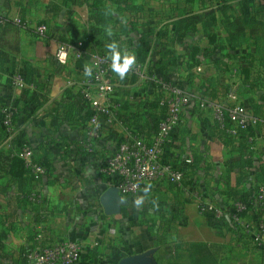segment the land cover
Returning a JSON list of instances; mask_svg holds the SVG:
<instances>
[{
	"label": "crops",
	"instance_id": "0c3cea01",
	"mask_svg": "<svg viewBox=\"0 0 264 264\" xmlns=\"http://www.w3.org/2000/svg\"><path fill=\"white\" fill-rule=\"evenodd\" d=\"M225 1L128 0L119 10L107 3L112 13L106 33L104 28L94 32L93 0L76 5L68 0H0V105L6 104L15 115L0 153L21 156L30 149L33 159L48 168L32 183L38 204H24L17 184L0 175V264H21L24 252L60 241L79 245L76 264H121L148 252L150 264H264V234L255 239V230L242 234L228 227L216 232L193 200L165 181L123 197L126 203L117 215L105 214L100 203L110 187L99 170L126 137L125 128L133 126L147 141L156 133L162 118L156 105L162 96L158 80L181 85L193 98L241 105L260 121L248 153L242 137L230 136L229 141L220 135L210 112L198 113L193 104L164 147V161L183 167L188 181L220 204L229 190L255 193L263 182L264 71L258 61H251L255 48L249 35L229 48L223 15L216 9L234 6L236 0ZM182 9L195 14L214 10L215 21L210 25V18L205 19L196 31L178 38L176 22ZM254 13L257 21H264V0H254ZM16 19L22 24L14 23ZM40 26L46 28L43 36L37 34ZM62 39L82 43L83 57L71 55L68 64L59 67L55 52L64 44ZM112 42L135 57L137 71L124 79L113 72L111 101L120 105L118 119L103 127L101 140L88 154L81 145L80 124L91 111L80 104V84L90 78L84 75L85 67L109 54ZM194 48L196 64L188 69ZM138 52L145 57L142 62ZM233 68L237 77H232ZM14 76L23 79V88L10 85ZM70 106L73 112L68 113ZM139 197L143 204L138 207ZM257 212L251 210L246 218L253 222ZM189 245H202L208 258L197 262Z\"/></svg>",
	"mask_w": 264,
	"mask_h": 264
},
{
	"label": "built area",
	"instance_id": "2783aa9c",
	"mask_svg": "<svg viewBox=\"0 0 264 264\" xmlns=\"http://www.w3.org/2000/svg\"><path fill=\"white\" fill-rule=\"evenodd\" d=\"M14 23L20 24L19 20ZM45 26L37 28V34L43 36ZM82 43L75 48L63 44L57 46L55 61L59 67L68 64L71 55L76 58L83 56ZM111 60L107 57H96L92 63V75L81 82L80 104L90 109L88 117L80 124L82 134V148L91 153L102 138L103 127H111L118 119L119 104L111 101L116 88L113 82L114 71ZM137 71L132 67L128 72ZM232 77H237V68H233ZM12 86L23 88L24 83L20 76L12 77ZM161 93L159 106L166 107L163 119L157 125L152 140L147 141L134 133L133 126L125 128L126 137L119 140L111 155L100 168V173L109 187L118 189L122 197L139 194L146 186L156 181H165L175 190L193 200L201 213L206 214L211 226L215 228L228 227L238 233L248 234L252 230L257 232L255 239L264 234V218L257 216L249 221L244 214L251 210L259 211L264 200V182L259 184L255 193H248L241 200H231L225 203H216L209 200L205 194L195 186L184 187L186 175L183 167H176L162 159L164 147L169 144L175 134L182 127L183 112L191 105L200 111H209L216 125L230 136H237L241 131L255 129L260 121L252 116L244 107L236 105L228 107L198 96L193 98L177 83L158 80ZM13 110L4 108L0 111V127L7 130L11 126ZM253 137L248 138L252 145ZM253 148V145H252ZM26 168L35 180L47 174L46 169L33 159L30 149L21 153ZM187 164L189 160L185 161ZM32 203H39V195L32 193L29 197ZM258 214V212H257ZM224 226H223V225ZM80 256V247L73 241H60L44 250H30L26 254V264H76Z\"/></svg>",
	"mask_w": 264,
	"mask_h": 264
},
{
	"label": "trees",
	"instance_id": "16d2710c",
	"mask_svg": "<svg viewBox=\"0 0 264 264\" xmlns=\"http://www.w3.org/2000/svg\"><path fill=\"white\" fill-rule=\"evenodd\" d=\"M68 1H70L73 5H76L79 0H68ZM93 1L95 2L93 7L95 8L97 7V12L91 17L92 25L95 26L94 32H99L100 29L104 28V31L106 33H107V26L111 18L110 14L112 13V7L107 5V3H109L110 5H115L116 9L119 10L122 8V6H125L126 8V3L128 2V0H93ZM188 1H191V0H188ZM220 2L226 3L225 0H220ZM216 11L223 15L222 23L224 25V29L227 33V36L229 38V46H230L229 48L233 49L238 41H242V39H244L246 35H249V38L253 41V45L255 48V55L253 56V59H251V61H254V59L258 61L264 71V21L260 22L255 19L254 0H236V4L234 6H228V7H225V5L219 6L216 9ZM180 15L182 16L176 22V31H175V34H177L178 38H180L182 36L181 34H184L185 32L196 31L197 24L201 23L205 19L210 18V23H209L210 25L213 24V22L215 21V11L214 10L195 14L193 13L192 9H187V10L182 9L180 10ZM21 24L22 23L20 21L19 25ZM61 41L62 43H64L63 45L66 44V46H69V44L72 45L71 47L73 48L77 46L76 42H71V41H67L64 39H62ZM81 50L83 51L82 48ZM195 54H196V49L194 48L192 49V52L189 56L191 60V64L187 66L188 69L191 67H194V65L196 64ZM107 56H109V54H103V55H100L99 57H107ZM137 57H138V61L140 62H142L145 59V57L142 56L139 52L137 54ZM242 73L244 74L247 80L248 79L247 71L243 70ZM12 81L13 80L11 79L9 82L10 85H12ZM159 99L156 101V105L158 108L161 109L162 111L161 119H163L165 112H166V107L159 106ZM4 108H9V107L6 104L0 105V111ZM67 110H68V113L73 112L72 106L68 107ZM197 111L198 113L202 112L198 109ZM14 118H15V115L13 114L10 127H12V124L14 123ZM6 130H7L6 128L1 129L0 143H2L3 139L7 135ZM215 130H217V132H219L220 135L229 138V141L232 139L230 138V135L226 134L225 131L220 129L217 125L215 126ZM253 131L254 129L250 128L246 131H241L237 134V136L242 137V140L245 142L246 144L245 147L247 146L245 150L248 153H251V151L253 150L252 145L248 142V138L253 137ZM231 137H235V136H231ZM22 144H26V143L23 142ZM247 164H250V163L247 161ZM41 165L46 169V171H48V168L46 167L45 164H41ZM0 175L6 176L7 178L10 179V181H13L14 183L17 184L20 197H21V201L24 204H27V203L34 204L29 200V197L32 195V193H35L36 195H38L37 191H35L32 186V183L36 180L34 176L30 173V171L26 168L25 161L21 156H6L0 153ZM183 186L184 187L193 186V184L188 181V178L186 176L183 181ZM172 187L174 188V186ZM178 193H181V192H178ZM247 194L248 192L240 193L236 189H231L224 196L225 202L236 200V199L241 200L242 198L246 197ZM35 204H38V203H35ZM247 214L248 213L244 214V216ZM263 215H264V200H263V205L261 209L258 211L259 217L264 218ZM169 225L171 226V224L168 223V226ZM215 230L218 233L221 232V228H215ZM191 248L196 251L194 255L196 256L197 262L200 263L201 261L206 260L208 258L209 254L202 245H191V247L189 245L190 251H192ZM26 254H27V251L24 252L22 256L23 257L22 259L24 261L21 264H26Z\"/></svg>",
	"mask_w": 264,
	"mask_h": 264
},
{
	"label": "clouds",
	"instance_id": "9594fccd",
	"mask_svg": "<svg viewBox=\"0 0 264 264\" xmlns=\"http://www.w3.org/2000/svg\"><path fill=\"white\" fill-rule=\"evenodd\" d=\"M109 59L111 60L112 70L118 75L120 79H124L128 73V71L135 64V57L131 54L124 53L121 51L119 44L117 42H112L108 46ZM85 76L92 75V69L85 67L84 70ZM145 193H147L148 189L146 188ZM136 206H141L143 204V197H139L135 200Z\"/></svg>",
	"mask_w": 264,
	"mask_h": 264
},
{
	"label": "water",
	"instance_id": "95a60500",
	"mask_svg": "<svg viewBox=\"0 0 264 264\" xmlns=\"http://www.w3.org/2000/svg\"><path fill=\"white\" fill-rule=\"evenodd\" d=\"M100 203L103 207L105 214L117 215L121 207L125 205L123 197L119 194L118 189L115 187L108 188L100 197ZM152 252L125 259L121 264H150L149 256Z\"/></svg>",
	"mask_w": 264,
	"mask_h": 264
}]
</instances>
